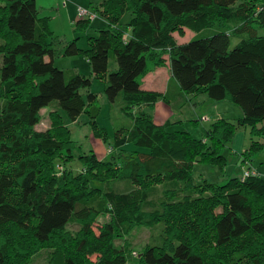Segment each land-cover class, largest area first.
Here are the masks:
<instances>
[{
	"label": "trees",
	"instance_id": "trees-1",
	"mask_svg": "<svg viewBox=\"0 0 264 264\" xmlns=\"http://www.w3.org/2000/svg\"><path fill=\"white\" fill-rule=\"evenodd\" d=\"M89 11L105 25L88 36L93 20L77 18L86 50L79 37L56 49L34 0H0V264H32L43 252L46 264H131L114 243L134 225L155 235L136 256L139 264H262L264 178L250 164L257 177L223 182L195 177V170L217 167L223 178L222 151L241 128L251 142L237 155L241 163H251L264 146V0H104ZM183 30L194 36L178 45L173 34ZM82 53L90 77L67 75L54 64L56 56ZM165 56L178 95L228 101L242 117L209 122L201 139L178 129L179 122L156 124L151 110L165 96L142 90L141 80L164 66ZM93 79L104 81L108 106L118 109L108 146L117 152L114 161L92 151L74 154L68 124L81 114L94 136L109 141L96 125ZM42 110H50L49 127L37 131ZM111 181L135 188L91 186ZM166 181L176 188L146 211L144 184Z\"/></svg>",
	"mask_w": 264,
	"mask_h": 264
},
{
	"label": "rangeland",
	"instance_id": "rangeland-1",
	"mask_svg": "<svg viewBox=\"0 0 264 264\" xmlns=\"http://www.w3.org/2000/svg\"><path fill=\"white\" fill-rule=\"evenodd\" d=\"M69 1L67 6H63L62 0L52 1L49 6V11L46 13L47 17L44 13L42 16H45L44 18L48 19V26L50 28V31L53 33V39L55 42L56 49H61V47L65 44L66 41L76 37L81 38L77 41V45L80 49L86 50V37L85 35H81V33L77 30H75V26H73L74 23L77 20V9L81 8L84 10L89 11V6H95L99 7L100 2L102 0H67ZM66 4V2H65ZM75 13V17H74ZM129 18V15H125L123 20H127ZM98 23L100 25L102 24V20L100 18H97L96 20H93L91 22V29L88 30V36H94L98 32ZM105 24H102L101 27H103ZM72 36V37H71ZM194 36L193 33H191L188 30H183L181 32H176L173 34V39L176 44H184L188 42L192 37ZM165 64L164 66L160 67L162 68V71L167 72L169 69V63L167 56L164 57ZM54 64L56 67H58L61 70H64L67 75L71 74H80L86 77H90V68L87 62V59L85 58V55L82 53L75 57H69V58H62L56 56L54 60ZM151 70L148 72L149 75H151V72H154L153 68H150ZM116 71V64L114 61L113 56L109 55L108 60V73H112ZM147 76V74L142 78V80ZM141 80V83L143 82ZM91 88L89 89V92L96 93L97 95V102L100 106L99 114L96 121V125L98 128H102L105 131V137L106 139L109 138L108 142H103V138L94 136L92 133L91 126L89 125V118L85 114H81L76 121L73 123L68 124V129L70 131L71 139L76 144V150L74 151L75 156H79L82 153H88L92 151L96 157L100 160H108L114 161V156H117V152L114 151V154L110 153V148L108 146L110 145L109 142L111 141L115 130L117 128V119H118V109L115 105L112 108H109L108 102L106 100V97L103 94V88L105 86L104 81L93 79L92 80ZM143 90V88H141ZM145 91V90H144ZM85 94V93H83ZM190 99V100H188ZM211 101V100H209ZM197 97L196 98H189L186 96L180 97V99L169 106L165 105H159L155 109V116H154V122L163 123L167 118H174L175 121H180L179 128L182 129L185 132H188L193 138L201 139L204 137L205 130L208 127L209 121L203 120L201 116H204V114L210 115V109L207 108L205 104L198 105L197 103ZM213 102V101H211ZM2 101L0 100V107H1ZM55 104V103H53ZM53 106V105H52ZM50 110H42L41 111V121L36 126L37 131H44L48 129L49 127V119H48V113ZM199 113V114H198ZM154 114V112H153ZM124 118V117H123ZM169 118V119H170ZM124 120V119H123ZM121 120L122 126H128L129 119H125L124 121ZM198 120V121H197ZM157 124V123H156ZM240 135V141L242 142V135L243 137V144L245 149L247 150L250 146V135L249 130L246 129H240L238 131ZM239 141V142H240ZM232 142V141H231ZM222 151V153L228 158V165H226V170L229 168L228 166L233 165L232 169L229 173L226 172L228 176H237L241 178V175L243 173V170L248 168V164L251 165V163H254V168H258L261 172L262 178H264V146L261 147L260 150H258L256 153H254L253 157L251 158V163H237L233 164L235 161L234 154H232L231 143ZM125 149H136L131 144H127L124 146ZM109 154H111L109 156ZM72 166L77 169L81 170V167L79 164H77V161H75ZM252 166V165H251ZM195 177L199 176H207V180L209 182H223V179L218 176V173L220 172L217 167H208V166H202L197 165L195 170ZM208 173H205V172ZM225 171V169H224ZM201 174V175H200ZM91 186L99 187L102 189H110L114 190L116 192L120 193H126L130 191L131 189L135 188V185H131L126 181H111L107 183L106 185H101L97 183H91ZM144 188L146 191L145 196V209L146 211H153V204L155 201H157L158 197L161 196L166 190H171L176 188V184L174 181H166L165 183H161L158 185H151L150 182L144 184ZM157 189V191L155 190ZM168 192V191H167ZM107 221V217H99L98 222H105ZM68 229L70 230H78V226L71 225L68 226ZM154 233H152L151 230H149V227L144 225H134L132 226L128 231L124 232V234L121 237H118V239L115 240V246L121 247L124 249L125 253L128 256V260L131 261V264H139L140 262L137 260L136 256H138L143 250L148 246L149 243L154 242ZM253 239H248V243H251ZM229 250L225 249L223 250L224 253H228L230 250L234 249V244L231 245V247H228ZM46 252H43L42 255L37 257L32 264H46ZM247 264H249L247 262ZM262 264H264V259L262 261Z\"/></svg>",
	"mask_w": 264,
	"mask_h": 264
},
{
	"label": "crops",
	"instance_id": "crops-1",
	"mask_svg": "<svg viewBox=\"0 0 264 264\" xmlns=\"http://www.w3.org/2000/svg\"><path fill=\"white\" fill-rule=\"evenodd\" d=\"M34 1L36 3L37 9H38L39 17L44 18L45 16H42L43 13L46 15V13H48V11H49V6H50L51 2L57 1V0H34ZM103 1L104 0H102V2ZM68 2L69 1H66V4L63 6L66 7ZM102 2H100V5ZM89 7L92 8L93 6H89ZM74 17H75V13H74ZM75 21H77V20H75ZM73 26H74V21H73ZM98 26L101 27L100 23H98ZM87 35H88V31H87ZM74 38H72V39H74ZM72 39H70V40H72ZM70 40H68V41H70ZM68 41H66L65 44ZM149 74H147V76L142 80L143 82L141 83V88H143V90H145V91L157 92V93L161 94L162 96H165V100H162V99L158 100L155 103L153 109L151 110L152 111V117L154 120L155 109L157 107H159V105H165V106L170 107V105L176 103L180 99V97H182L184 95L183 94H179V95L177 94L178 93L177 85L171 79L169 70L167 72H165V71H162V68H156V69H154V72H151V75H149ZM186 97L193 98V99L197 97L198 105L199 104L200 105L205 104L207 106V108L210 109V115L204 114V116H201L203 120L212 122V121H215L217 119H225V120L230 121V122H235L236 120H238L242 117L241 111L235 105H233L232 103H230L228 101H222V102H214L213 101V102H211V101H209V99L205 95L186 96ZM188 100H190V99H188ZM153 112H154V114H153ZM169 118H167L163 123H165V122H175V123L179 122L180 123V121H175V117L170 118V119ZM156 123L157 124H163V123H158V122H156ZM241 129H245V128H241ZM238 131H240V129ZM238 131L236 132L235 136L232 139V142H231L232 144H231V148H230V150H232V154H234L233 156L235 159L233 164L239 163L240 160H239L237 155L246 151L244 144H243L244 135H242V142H241L240 141V135H237V134H239ZM227 165H228V158H227ZM251 165H252V167H254V163H251ZM232 166L233 165L228 166L229 168H227V170L225 168V175H224L225 178L228 177V175L226 174V172H228V170H229V173L232 172L231 171ZM256 169L258 170V172L260 173V176H261L260 170L258 168H256ZM205 173H208V172H205ZM218 176L220 177L219 173H218ZM230 176H232V175H230ZM203 178L207 179V176H203Z\"/></svg>",
	"mask_w": 264,
	"mask_h": 264
},
{
	"label": "built area",
	"instance_id": "built-area-1",
	"mask_svg": "<svg viewBox=\"0 0 264 264\" xmlns=\"http://www.w3.org/2000/svg\"><path fill=\"white\" fill-rule=\"evenodd\" d=\"M63 5H65L66 0H62ZM77 18L78 19H90L93 20L95 18V15L92 14L90 11L78 8L77 9ZM258 172L253 169V168H247L243 170V173L241 175V179H246V178H252V177H257Z\"/></svg>",
	"mask_w": 264,
	"mask_h": 264
}]
</instances>
